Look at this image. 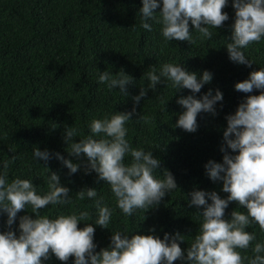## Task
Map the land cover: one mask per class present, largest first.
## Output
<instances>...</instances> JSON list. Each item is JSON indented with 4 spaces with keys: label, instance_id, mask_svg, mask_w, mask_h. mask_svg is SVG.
I'll return each mask as SVG.
<instances>
[{
    "label": "trees",
    "instance_id": "obj_1",
    "mask_svg": "<svg viewBox=\"0 0 264 264\" xmlns=\"http://www.w3.org/2000/svg\"><path fill=\"white\" fill-rule=\"evenodd\" d=\"M142 6L143 0H0V169L3 161L15 155L9 166L8 181L31 179L39 194L48 191L46 176L57 172L61 185L70 189L72 203L49 205L41 209V215L55 218L62 213L90 212L93 221H80L78 226L93 224L96 251L111 245L114 231L127 229L129 236L154 234L163 239L167 233L169 243L179 232L185 236L179 243L186 256L203 219L200 215L203 206H189L190 193L204 190L216 191L221 198L229 195L222 190V181L211 180L205 165L209 160L223 162L221 146L227 128L226 116L234 114L247 96L260 92L236 91L235 84L264 67V38L244 49L245 55L254 61L251 67L236 64L229 59L225 47L230 42L235 21L232 0L223 9L229 15L224 26L211 29L210 40L197 39L193 45L189 41L166 42L161 25L156 23H152L151 31L145 30ZM189 24L195 38L198 34L191 21ZM164 63L181 64L198 76L208 70L213 79L199 93H192L189 89L177 91L171 82L161 78L156 89H149L139 104H135L133 97L149 83L145 73L153 67L159 73ZM121 69L134 79L128 85L127 96L118 88L110 91L98 82L101 72L115 75ZM210 88L213 94L216 89L223 92V101L216 105L218 114H198V129L193 133L177 127L179 115L185 111L177 100L187 95L202 98ZM116 112H132V120L126 124L129 143L133 148L152 151L161 161L155 175L163 178V170L167 169L177 183V189L168 193L158 206L147 211L137 209L131 216H125L115 206L110 186L95 171L86 174L81 167L69 175V169L55 156L60 153L79 163L67 151L66 128L74 126L83 136H88L92 119ZM142 115L151 117V124L139 120ZM74 139L78 142L80 137ZM37 147L41 151L47 149L52 158L47 162L35 160L33 151ZM130 161L131 157L127 156L125 162ZM84 188H95L98 193L95 199L103 197L114 209L108 228L94 223V199L76 198V193ZM234 210L247 211L238 202H230L225 219L230 220ZM23 215L35 218L30 208L19 212L11 226L17 236L19 218ZM7 220V213H0V232L10 230ZM246 230L256 234L253 245L264 242V232L258 224ZM247 255H252L251 248ZM44 264H75V257L64 262L50 254ZM173 264L189 262L178 259Z\"/></svg>",
    "mask_w": 264,
    "mask_h": 264
},
{
    "label": "clouds",
    "instance_id": "obj_2",
    "mask_svg": "<svg viewBox=\"0 0 264 264\" xmlns=\"http://www.w3.org/2000/svg\"><path fill=\"white\" fill-rule=\"evenodd\" d=\"M227 5L228 0H162L161 7L160 0H143L140 9L142 27L151 31L152 23L159 24L166 42L189 41L193 45L197 39L210 40L213 36L211 29L224 26L229 19L228 13L223 11ZM232 6L235 21L230 42L225 47L232 62L251 67L254 61L245 55L244 49L264 38V0H232ZM189 21L198 34L195 38ZM144 77L149 83L133 97L135 104H139L149 89L155 90L161 78L171 82L177 91L189 89L192 93H199L212 81L213 74L205 70L198 76L181 64L164 63L159 73L153 67ZM98 82L105 84L110 91L118 88L123 96H127L128 85L134 79L121 69L115 75L109 71L101 72ZM254 89L260 90L258 95L247 96L234 114L226 116L227 128L223 133L224 145L221 146L223 162L209 160L205 165L207 175L213 181H222V190L229 195L221 198L216 191L204 190L190 193L189 206H203L200 213L203 219L186 256L179 243L185 240V236L179 232L171 237L169 243L167 233L163 239L154 234L129 236L127 229L114 231L111 245L96 251L93 224L88 223L83 228L78 226L80 221H93L90 212L62 213L55 218L41 215V209L49 205L72 203L70 189L61 185L59 174L51 172L46 176L48 191L43 194L37 192L31 179L15 178L9 182V166L16 159L13 155L11 160L3 161L0 169V213H7L10 229L0 232V264H44L50 254L64 262L74 256L75 264H173L178 259L187 260L189 264H264V242L253 245L256 234L246 230L250 225L258 224L264 232V67L252 71L248 79L235 84L236 91L252 93ZM223 99L220 89L213 94L211 88L202 98L181 96L177 103L185 111L179 115L176 126L189 133L196 132L198 114L217 115L216 105ZM132 112H116L92 119L89 124L91 135L88 136H83L74 126L66 128L64 140L68 145L67 151L79 163L55 153L56 158L69 169V175L81 167L86 174L95 171L99 179L110 186L115 206L125 216L133 215L137 209L147 211L158 206L168 193L177 189L176 180L169 170H163V178L155 175L161 168L160 159L152 151L133 148L126 138V124L132 120ZM139 120L145 124L152 122L147 115H142ZM76 137H80L78 142L74 139ZM52 155L47 149L41 151L38 147L33 151L35 160L47 162ZM127 156L131 157L129 163L125 162ZM97 195L95 188H84L76 193V198L80 201L85 197L94 199V223L108 228L114 209L104 202L103 197L95 199ZM230 202H238L247 211L234 210L231 219H225V210ZM26 208L31 209L35 218L32 215L21 216L17 236L11 226L17 214ZM151 232L154 233L155 229ZM249 248L251 256L247 255Z\"/></svg>",
    "mask_w": 264,
    "mask_h": 264
}]
</instances>
